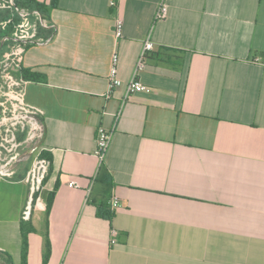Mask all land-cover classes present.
Returning <instances> with one entry per match:
<instances>
[{"label": "crops", "instance_id": "1", "mask_svg": "<svg viewBox=\"0 0 264 264\" xmlns=\"http://www.w3.org/2000/svg\"><path fill=\"white\" fill-rule=\"evenodd\" d=\"M160 1L59 0L47 27L28 13L22 37L54 30L19 68L52 165L29 220L30 164L0 178V264H264V0H169L155 22ZM149 35V91L109 92L113 55L127 84Z\"/></svg>", "mask_w": 264, "mask_h": 264}, {"label": "built area", "instance_id": "2", "mask_svg": "<svg viewBox=\"0 0 264 264\" xmlns=\"http://www.w3.org/2000/svg\"><path fill=\"white\" fill-rule=\"evenodd\" d=\"M1 1L0 6H2ZM11 4L14 5L13 0H11ZM111 6L115 7L116 2L112 1ZM168 12L169 0H161L155 14V22L166 19ZM20 16L27 17V11H20ZM43 24L47 27L45 20ZM114 33L117 39L123 37L122 19L116 20ZM7 41H11L12 44L0 55V178L7 180L13 178L16 169L30 161V168L25 180L30 184L34 196L49 175L52 162L44 156L45 150L42 147L46 135L44 112L27 102L29 81L21 75L19 68L20 59L28 47L32 44L41 43L42 40H31L25 37L0 40L2 43ZM154 48L155 44L149 35L144 41L133 78L127 84L119 77L120 59L118 53H115L112 57L109 76V92L125 85V100H127L137 92L149 91L140 82L138 75L145 69L148 56L154 51ZM113 134V131L104 128L98 130L96 157L101 165L110 149ZM40 181L42 183L39 186ZM68 186L75 189L80 188L75 181H70ZM110 206L111 210L115 211L120 206L119 199L113 197L110 200ZM112 237V243H115L116 231H113Z\"/></svg>", "mask_w": 264, "mask_h": 264}, {"label": "trees", "instance_id": "3", "mask_svg": "<svg viewBox=\"0 0 264 264\" xmlns=\"http://www.w3.org/2000/svg\"><path fill=\"white\" fill-rule=\"evenodd\" d=\"M14 5L11 4V0H2L0 6V39L8 38H21L25 35L28 29V23L26 20L28 17H21L20 11L25 10L29 14L36 12L43 16L45 21L49 20L51 10L58 6L59 0H50V3L40 2L38 0H13ZM54 30H48V35L42 38V41H48L53 35ZM149 58V56H148ZM102 170V169H101ZM53 198L48 203L47 211L50 212L52 207ZM99 216L107 221H111L114 217V211L111 210L110 201L108 205H103L99 209Z\"/></svg>", "mask_w": 264, "mask_h": 264}, {"label": "water", "instance_id": "4", "mask_svg": "<svg viewBox=\"0 0 264 264\" xmlns=\"http://www.w3.org/2000/svg\"><path fill=\"white\" fill-rule=\"evenodd\" d=\"M34 14H38L40 16V22L41 24L44 23V19H43V16L36 12ZM10 40H14V38H10ZM42 181L39 182V186L41 185ZM38 186V187H39ZM32 203H33V192L30 193V200H29V203H28V206H27V210H26V213H25V220H29L30 219V215H31V211H32Z\"/></svg>", "mask_w": 264, "mask_h": 264}, {"label": "rangeland", "instance_id": "5", "mask_svg": "<svg viewBox=\"0 0 264 264\" xmlns=\"http://www.w3.org/2000/svg\"><path fill=\"white\" fill-rule=\"evenodd\" d=\"M1 40V39H0ZM28 164H31L30 161L28 162Z\"/></svg>", "mask_w": 264, "mask_h": 264}]
</instances>
